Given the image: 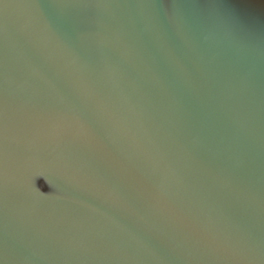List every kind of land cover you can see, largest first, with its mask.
I'll return each mask as SVG.
<instances>
[{
	"label": "water",
	"instance_id": "water-1",
	"mask_svg": "<svg viewBox=\"0 0 264 264\" xmlns=\"http://www.w3.org/2000/svg\"><path fill=\"white\" fill-rule=\"evenodd\" d=\"M0 264H264V0H0Z\"/></svg>",
	"mask_w": 264,
	"mask_h": 264
}]
</instances>
